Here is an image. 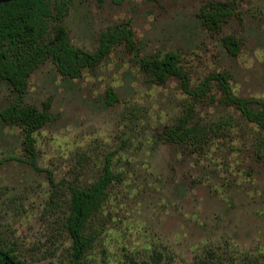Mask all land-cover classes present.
<instances>
[{"label":"rangeland","instance_id":"rangeland-1","mask_svg":"<svg viewBox=\"0 0 264 264\" xmlns=\"http://www.w3.org/2000/svg\"><path fill=\"white\" fill-rule=\"evenodd\" d=\"M57 2L79 50L96 52L103 33L123 27L133 43L113 44L78 78L51 59L35 69L21 102L50 119L32 151L25 127L0 115V248L30 264L67 263L70 187L109 164L119 178L87 226L86 264H264V129L225 102L215 79L264 104V0H50L54 14ZM213 4L230 10L219 29L201 17ZM49 24L51 41L58 21ZM168 52L191 88L208 79L204 94H187L178 77L149 79L140 61ZM16 100L0 79V114ZM181 119L200 146L170 139Z\"/></svg>","mask_w":264,"mask_h":264},{"label":"trees","instance_id":"trees-1","mask_svg":"<svg viewBox=\"0 0 264 264\" xmlns=\"http://www.w3.org/2000/svg\"><path fill=\"white\" fill-rule=\"evenodd\" d=\"M56 14L50 0H16L0 4V79L6 81L18 95V100L12 102L1 111L4 122L25 127L26 140L32 151V133L40 129L50 116L46 111L36 106L23 104L21 99L27 93L29 78L32 73L47 59H51L63 76L78 78L82 70L98 64L105 57L111 46L123 40L132 44V31L126 27L111 29L103 33L96 52L86 53L70 43L68 31L62 24L67 8L61 2L55 4ZM230 10L223 5L213 4L209 12L201 17L208 29H219ZM56 18L58 25L55 35L48 41L50 20ZM229 52L236 53L238 44L230 38L225 40ZM180 57L174 52L164 56L159 55L143 58L141 68L148 73L149 79L157 84L164 83L169 77L182 80L183 90L192 96L204 94L208 88V79L203 80L196 88H191L189 77L180 64ZM225 94V102L232 104L251 123L264 129V104L256 99L241 98L230 89L227 78L222 74L215 76ZM110 102L116 101L113 92L108 93ZM259 104L260 109H253V104ZM170 139L177 142H189L200 146L201 133L197 127L187 126L181 119L175 128L168 131ZM119 178L114 174L109 164L104 167V173L98 180L84 187H70L69 214L66 226L73 239L70 259L64 264H86V254L93 238L86 234L91 218L99 211L106 200L110 184ZM0 264H30L11 249L0 248ZM148 264V263H147Z\"/></svg>","mask_w":264,"mask_h":264},{"label":"water","instance_id":"water-1","mask_svg":"<svg viewBox=\"0 0 264 264\" xmlns=\"http://www.w3.org/2000/svg\"><path fill=\"white\" fill-rule=\"evenodd\" d=\"M12 1H16V0H0V4L9 3V2H12Z\"/></svg>","mask_w":264,"mask_h":264}]
</instances>
